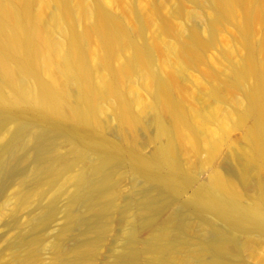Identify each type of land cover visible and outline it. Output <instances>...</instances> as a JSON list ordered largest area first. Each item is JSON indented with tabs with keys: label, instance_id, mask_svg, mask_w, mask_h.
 <instances>
[{
	"label": "bare ground",
	"instance_id": "6f19581e",
	"mask_svg": "<svg viewBox=\"0 0 264 264\" xmlns=\"http://www.w3.org/2000/svg\"><path fill=\"white\" fill-rule=\"evenodd\" d=\"M101 1L0 0V195L9 182L16 185L0 203V221L17 225L34 208L39 215L31 224L45 228L68 195L59 241L45 245L51 260L44 261L37 250L43 241L32 236L8 245L9 258L0 264H96L117 226L122 248L109 264H264V40L255 44L253 34L264 0H192L195 9L185 16L190 27L205 21L204 10L214 15L207 22L211 36L216 21L235 20L247 51L227 65L226 78L213 76L201 113L184 105L173 71L165 77L153 67L159 51L176 58L171 61L183 72L196 66V32L182 25L175 32L161 17L159 39L149 43L130 5H117L124 10L119 18ZM169 35L191 41L170 42ZM151 126L158 146L144 157L141 131ZM236 130L244 132L242 147L229 141ZM202 143L209 148L202 163L212 176L185 204L202 170L187 157ZM225 143L229 162L240 159L236 177L231 164L219 161ZM128 176L131 198L124 202ZM76 230L78 244L70 245Z\"/></svg>",
	"mask_w": 264,
	"mask_h": 264
},
{
	"label": "rangeland",
	"instance_id": "374dc122",
	"mask_svg": "<svg viewBox=\"0 0 264 264\" xmlns=\"http://www.w3.org/2000/svg\"><path fill=\"white\" fill-rule=\"evenodd\" d=\"M151 1H152V3H151ZM151 1L150 0H124V3H122L123 0H121V3L116 2L117 4H114L115 1L102 0L101 1V8L104 11L106 10V11H111V12L115 13L120 18V16L123 15L121 12L124 10L123 9L119 10V8H121L122 6H125V5H126V7H128L130 5L132 7V9L130 6H129L128 10L126 7H124V8L127 11L131 10L129 12L130 16L133 18V21L136 24L137 23L139 24L140 19L143 20L142 22H143L144 30H142L141 36H143L142 39L146 42H149L150 40L154 41V39L157 36H159V33L157 30H158V25L160 26V23H161V17L167 18L169 20V22L171 23V26L173 27L175 32L179 33L180 31H183V29L185 30V28L186 29L191 28L192 32L193 31L196 32L195 35H198L199 40H200V43L197 45V48H196V53L198 54V58H199V61H197V64L200 62L198 65L196 64V66H189L187 68L188 70H185L183 72V71H181L180 66H178L176 64L177 63L176 58L168 59L166 54H164L163 51H161V52L159 51V54H158L159 57L157 56L156 62L153 64V67L156 71H160V70L162 71V73L160 72V76L168 77V74L170 75L173 71L172 76H174L176 79H178L176 81L179 84L178 85L179 90H180V92L182 91V94H184V98H183V95L181 93H179V95L184 99V103H185L184 105L196 107V108H198L199 112L201 113V108L202 107L205 108V104L207 103L204 100V98L202 99V96H203V94L206 93V91L208 90V87L210 85H212L213 82H211V81L212 80L214 81V79H216L214 77L216 76V77H219L221 79L226 78L227 73H225V72H228L229 67L231 65H236V62H238V60L240 62L243 60L244 57H246L247 51H246L244 39L241 35V32L239 31V28L237 26V22L235 20H223V22H221L222 20L216 21L214 23V35L211 36L210 31L208 29V25H207V22L209 23V22L214 21V15L211 11L207 10V12H206L204 10V18H205L206 22L205 21L204 22L198 21V22H200L199 24H197L198 22H196L195 24L192 25V27H190L191 24L190 25L188 24L189 22H187V20L185 19V16L187 15L186 12H188V11L190 12V11L195 9V5H194L192 0H151ZM158 1L161 4L158 3ZM119 4H121V5L123 4V5L120 7ZM174 4L176 5V10H175ZM179 4L182 5L183 11L177 10V5H179ZM117 5L119 8L117 7ZM160 5L162 8H160ZM154 6L156 7V13L157 14L153 12ZM151 8H152V11H150ZM149 12L151 14L154 13V15H151ZM131 13H132V15H131ZM207 13H208V16H207ZM142 14L145 15V17ZM147 16L151 17L149 22H147L148 21ZM152 18H154V19H152ZM155 18H157V19H155ZM209 18H211V19H209ZM260 21L262 22L263 27H261L262 26L261 22H260V25L257 24L259 26L256 25V23H259L257 21L253 24V32H254L253 34H254L255 44L259 43L260 41H261L260 43H263L262 41L264 40V17ZM146 23L147 24L150 23V24L147 25ZM204 23H206L207 27ZM181 25L183 26V29H182ZM216 25H217V27H216ZM255 26H257L256 27L257 29L255 28ZM179 27H181L180 29H182V30H180ZM260 28L262 30H260ZM178 29L180 31H178ZM255 30L257 32L260 31V34L259 33L255 34L256 33ZM257 35L259 37H257ZM186 36H189V35L186 34ZM186 36L184 35L182 37H176V39H175L169 35V36H166V38L168 40L170 39V42L172 40V42L174 41L175 43H178V44L190 43L191 38L187 37V38H189V39H187ZM158 39H159V37L156 38V40H158ZM161 53H162V55H161ZM126 56H127V54H126ZM164 56H166V57H164ZM162 58L163 59L165 58L166 60H164V61H166V62L162 61ZM171 60H173V61L176 60L175 61L176 63L171 61ZM164 63L167 65H165ZM162 64L166 67H163ZM168 64H170V65H168ZM227 65H229V67H227ZM91 66H92V68H95L97 66V61L93 60L91 63ZM168 66L171 67V69ZM175 66H177L178 70L176 69ZM169 70L171 71L170 73H169ZM207 71L210 72L211 74H209ZM166 72H167V74H166ZM205 72H207V74H204ZM212 73H214L215 75H212ZM207 75L211 76V78L205 77ZM202 81L204 82L203 84H205V86L201 85ZM203 87L206 89H204ZM181 88L182 89L184 88V89L181 90ZM195 92H196L197 96L195 95ZM137 93H139V95H141L143 98L148 97V93L144 89H139L137 91ZM185 95H186V97H185ZM190 95H193V98ZM187 98H189V99H187ZM200 99H202V100H200ZM187 100H189L188 102H190V103H188ZM191 101L194 103H192ZM211 103H213V102H211ZM211 103H208L207 105L213 106L215 104V103H213V105H211ZM116 125H117V121L115 118H113L111 120V126L115 127ZM248 126H250V125H248ZM210 127H213V129H214L215 125L210 124ZM154 134H155V130L152 126L147 128V129H143L141 131V140L143 142V148H141V151H142L144 157H152L156 152L158 143H157V141H154ZM229 141L231 143L233 142V144H236V145L232 144L235 147L236 146L242 147L245 143L244 132L242 130H236V131L231 132L229 134ZM229 146L225 143V146L222 148L223 150H221V152H220L219 158L221 160H219V161L220 162L224 161L223 164L224 163H228V165L231 164L232 165V166L230 165L231 169L228 167V165L227 166H226V164H224V165L231 170V172H230L231 175L236 177V174H235V173H237L236 172V166H238L237 161L240 163V159H239V156H235L234 164L232 162H229L228 153H232V150H230ZM208 151H209V148L204 143H202L199 146V150L196 154L188 155V157H187L188 161L191 164H193V165L200 164L202 170L199 171V173H198V175H199L198 182L194 183L193 187H191L186 192L185 196L183 197V203H185V204H191L193 202L192 198H193V194L195 193V191H197L202 185H204V183H207L212 176L211 175V173H212L211 168L208 165H206L205 163H202L206 160ZM224 153H226L227 155L225 156ZM221 156H223V158ZM222 159H223V161H222ZM226 167H224V168H226ZM226 169L222 170V172L227 173V171L224 172ZM232 170H233V172H232ZM25 171L27 173H29L28 168ZM142 185H144V183ZM130 187H131V178L128 176L125 178V183H124V196H123L124 202H128L131 198ZM15 190H16V185L12 182H9L7 184V187L4 188L2 195H0V203H1V201H3L5 199V197H8V195H12L15 192ZM11 192H12V194H10ZM66 195L67 194H63V196H61V199H60L61 201L59 200L58 212H57V215L55 217L56 219L54 218L48 224V226H46L45 228L42 227V228H35L34 229V226L31 224V221L39 215V214L37 215V213H39V212L34 208L25 211V213L23 212L22 214H20L17 217V225L10 224L8 222L9 220L6 218L2 219L0 221V260L4 259V261H6L9 258V252L6 249V247L8 245L18 247L22 242H25V240H28L29 237L31 238L32 236L33 237H35V236L39 237L41 239V241H43V242H41L42 247L45 245L51 246V244L54 241L55 242L59 241L58 238L60 237V230H61V228L65 222V213L64 212H65V204L67 202L66 198H68V195L67 196ZM3 197H4V199H3ZM46 199H48V198H45V200L43 201V204L48 202V201L46 202ZM34 214H36V215H34ZM25 219H28V220L25 221ZM28 222H29V225L25 227V224H28ZM227 229L231 232L236 231V228H234L232 226H228ZM120 232H122L121 228L118 226L115 227L113 234L108 238L107 244H106L105 248L103 249L102 254L98 258V261L96 262V264H109V263H111L112 258L114 257L115 253L121 250L122 242L120 239H117L118 237L116 236V235L120 234ZM80 233H81V231H79V230H78V232H77V230H76V232L74 231L73 235H75V234L76 235L72 236V238L70 240V241H72V243H70V245H77L78 244L76 242V239L79 240L78 235ZM42 237L43 238L46 237V238L42 239ZM52 240H54V241H52ZM74 242H75V244H74ZM120 242H121V244H120ZM46 246L43 248L38 247L37 250L40 249L39 252H40L41 256H44V258H43V259H45L44 261L49 262L51 260L52 251H51V247H46ZM45 248L48 250H46ZM42 249H43V251L45 249L46 252L45 251L42 252ZM116 250H118V251H116ZM109 260H111V261H109ZM245 264H256V263L252 260H246Z\"/></svg>",
	"mask_w": 264,
	"mask_h": 264
}]
</instances>
